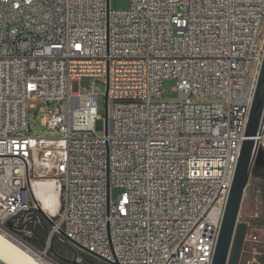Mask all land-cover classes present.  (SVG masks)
I'll use <instances>...</instances> for the list:
<instances>
[{"label": "built area", "instance_id": "built-area-1", "mask_svg": "<svg viewBox=\"0 0 264 264\" xmlns=\"http://www.w3.org/2000/svg\"><path fill=\"white\" fill-rule=\"evenodd\" d=\"M130 1L0 0V235L44 241L54 264L66 244L102 264H212L264 60V0ZM83 77L108 83L107 133ZM166 80L181 101L161 102ZM38 101L52 106L50 138L28 134ZM262 139L264 123V152ZM48 182L51 212L33 191ZM238 223V264H262Z\"/></svg>", "mask_w": 264, "mask_h": 264}, {"label": "water", "instance_id": "water-1", "mask_svg": "<svg viewBox=\"0 0 264 264\" xmlns=\"http://www.w3.org/2000/svg\"><path fill=\"white\" fill-rule=\"evenodd\" d=\"M105 131L108 130V83L105 94ZM264 123V60L261 68L259 81L254 96L247 128L245 131V139L243 141L240 157L237 163L233 182L231 185L228 200L225 206L220 233L216 244L212 264H238L240 260L243 242L245 239L247 227L244 224H239V217L243 206V201L247 187L249 185L252 171L254 167L264 166V152L259 149L258 142L255 140L261 126ZM43 219L49 221L42 210L39 211ZM51 224V222L49 221ZM13 222H7V227L10 229ZM27 231L35 234L33 225L27 227ZM29 239V238H28ZM30 240V239H29ZM44 248V241H41ZM71 251L70 259H61L63 264H102L100 259L78 252L70 244H66ZM42 250V249H41ZM52 254L56 257L53 248ZM79 260V261H78ZM0 264H3L0 261Z\"/></svg>", "mask_w": 264, "mask_h": 264}, {"label": "rangeland", "instance_id": "rangeland-1", "mask_svg": "<svg viewBox=\"0 0 264 264\" xmlns=\"http://www.w3.org/2000/svg\"><path fill=\"white\" fill-rule=\"evenodd\" d=\"M110 7L112 10H129L131 7L130 0H111ZM80 92L85 94L90 92L94 88L98 95V115L105 119L106 107H105V94L107 91V83L103 78L83 77L79 80ZM181 101L178 92L176 90V81L166 80L163 83V97L161 102H178ZM36 109L30 111V131L29 135L32 137L41 136L45 138L52 137V133L42 125V120L45 117V113L41 110L45 109V112L52 109V106L46 105L42 101L35 102ZM98 136H102L103 132L98 131ZM55 137H59V134H54ZM122 193L120 188L113 187L111 189V201L116 202L119 195ZM260 219L258 224L254 223L255 219ZM240 222L250 223L249 235L256 236L259 240V250L264 251V177L263 179H253L251 177L247 192L245 194L243 206L240 214ZM22 239V236H21ZM29 244L33 249L43 252L42 245H36L34 241H30ZM42 249V250H41ZM34 251V250H33ZM39 253V252H38ZM40 253V254H41ZM35 257H37L35 255ZM49 257V256H48ZM43 264H54L47 257L37 258Z\"/></svg>", "mask_w": 264, "mask_h": 264}, {"label": "bare ground", "instance_id": "bare-ground-1", "mask_svg": "<svg viewBox=\"0 0 264 264\" xmlns=\"http://www.w3.org/2000/svg\"><path fill=\"white\" fill-rule=\"evenodd\" d=\"M262 147H264V139H262ZM33 191L36 198L40 199L44 211H56L60 204V191L56 183L36 184L33 186ZM21 236L22 232H15V239H21ZM33 250L30 247L23 248L16 245L10 239L0 235V261L3 264H43L37 258H44V254Z\"/></svg>", "mask_w": 264, "mask_h": 264}, {"label": "flooded vegetation", "instance_id": "flooded-vegetation-1", "mask_svg": "<svg viewBox=\"0 0 264 264\" xmlns=\"http://www.w3.org/2000/svg\"><path fill=\"white\" fill-rule=\"evenodd\" d=\"M36 245H40L41 241H35V239H33ZM54 253L57 254V256L59 257V261L62 262L61 259H70L72 256V251L68 246H64V245H56L53 248ZM260 262L263 264L264 263V257L260 258Z\"/></svg>", "mask_w": 264, "mask_h": 264}, {"label": "trees", "instance_id": "trees-1", "mask_svg": "<svg viewBox=\"0 0 264 264\" xmlns=\"http://www.w3.org/2000/svg\"><path fill=\"white\" fill-rule=\"evenodd\" d=\"M251 177L253 179H263V177H264V166L263 167H254ZM253 222L258 224V222H261V220L257 218ZM50 256L54 257V255H50ZM58 263L63 264V261L61 262L58 260Z\"/></svg>", "mask_w": 264, "mask_h": 264}]
</instances>
